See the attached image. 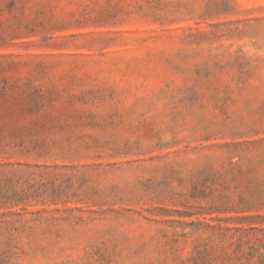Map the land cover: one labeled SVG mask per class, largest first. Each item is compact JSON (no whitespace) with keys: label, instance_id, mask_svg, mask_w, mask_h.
I'll list each match as a JSON object with an SVG mask.
<instances>
[{"label":"rangeland","instance_id":"obj_1","mask_svg":"<svg viewBox=\"0 0 264 264\" xmlns=\"http://www.w3.org/2000/svg\"><path fill=\"white\" fill-rule=\"evenodd\" d=\"M0 264H264V0H0Z\"/></svg>","mask_w":264,"mask_h":264}]
</instances>
